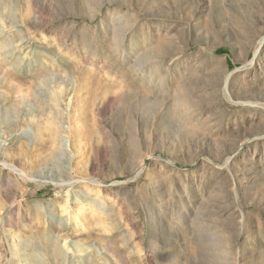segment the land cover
Segmentation results:
<instances>
[{"label":"rangeland","instance_id":"rangeland-1","mask_svg":"<svg viewBox=\"0 0 264 264\" xmlns=\"http://www.w3.org/2000/svg\"><path fill=\"white\" fill-rule=\"evenodd\" d=\"M23 258L264 264V0H0V264Z\"/></svg>","mask_w":264,"mask_h":264},{"label":"bare ground","instance_id":"bare-ground-1","mask_svg":"<svg viewBox=\"0 0 264 264\" xmlns=\"http://www.w3.org/2000/svg\"><path fill=\"white\" fill-rule=\"evenodd\" d=\"M259 47H257L256 48V51H257V49H258ZM255 51V52H256ZM144 68V67H143ZM151 69V68H150ZM153 75V74H152ZM149 80V79H148ZM72 127H70V126H68L67 127V129L66 130H70ZM64 137H66L67 139H69L68 138V136H64ZM20 173L21 174H23L24 172L23 171H20ZM67 213V211L65 212V214ZM68 215V214H67ZM67 219H70L71 221H72V223L73 224H80V221H82V223H86L87 221H88V218H86V216L85 215H83V211H81V209L80 208H75L74 209V213L69 217V216H67ZM64 243V242H63ZM20 244H16L15 243V240H13V242H12V249H13V251H14V254H13V256H17V250H18V246H19ZM60 251H61V249H60ZM23 264H30L29 262H28V258H23Z\"/></svg>","mask_w":264,"mask_h":264}]
</instances>
